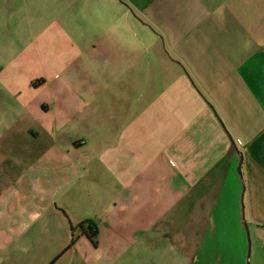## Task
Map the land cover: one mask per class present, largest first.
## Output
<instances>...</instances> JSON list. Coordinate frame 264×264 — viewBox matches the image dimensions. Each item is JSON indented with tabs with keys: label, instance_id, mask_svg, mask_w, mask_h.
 Masks as SVG:
<instances>
[{
	"label": "crops",
	"instance_id": "1",
	"mask_svg": "<svg viewBox=\"0 0 264 264\" xmlns=\"http://www.w3.org/2000/svg\"><path fill=\"white\" fill-rule=\"evenodd\" d=\"M55 1L50 26L0 25L18 35L0 42V264H38L28 242L65 247L80 222L98 242L75 231L84 263L149 264L155 243L156 264H264L258 13Z\"/></svg>",
	"mask_w": 264,
	"mask_h": 264
},
{
	"label": "rangeland",
	"instance_id": "2",
	"mask_svg": "<svg viewBox=\"0 0 264 264\" xmlns=\"http://www.w3.org/2000/svg\"><path fill=\"white\" fill-rule=\"evenodd\" d=\"M241 1L243 13L246 15L255 11L258 13L259 17L257 20L261 24L264 33V0ZM53 4L56 10L61 9L63 6L61 0H57L52 3V5ZM233 4L236 6V10H238L237 5L235 3ZM2 6H4V9L0 13V25L5 27H43L50 26L51 24L50 0H6L0 1V10ZM59 20H61V17L57 16L56 12L54 21L57 23ZM17 36L18 35L11 33H2L0 34V42L2 43L6 38L10 41L17 42ZM22 37H25V34H22ZM57 238L59 237H56V235L50 236L47 234H40L38 242H28V244L32 245V249L36 251L34 253H37L33 258V262H37L38 264H97L92 257H88L87 263H84L85 259H83V254L80 253L78 249L76 252H74L73 249L63 251L68 244L66 243L67 245L65 247H61L62 241ZM150 250L151 257L149 264H156V262H158L156 255L160 254V248H158L155 243H152V248L148 249V252ZM161 250L163 249L161 248ZM147 259H144L143 250L134 249L112 262L108 260V262H103V264H146ZM131 261H134V263Z\"/></svg>",
	"mask_w": 264,
	"mask_h": 264
},
{
	"label": "trees",
	"instance_id": "3",
	"mask_svg": "<svg viewBox=\"0 0 264 264\" xmlns=\"http://www.w3.org/2000/svg\"><path fill=\"white\" fill-rule=\"evenodd\" d=\"M41 80L33 83L34 85L38 82H40ZM71 236H70V242L68 244V246L64 249L67 250L68 248L72 247L73 244L75 243L76 240V235H75V231H78L79 234H83L85 235L91 242V244L96 247L98 242L96 239V232L95 229L93 227V225H90L86 222H80L79 224H77L76 226H71Z\"/></svg>",
	"mask_w": 264,
	"mask_h": 264
},
{
	"label": "water",
	"instance_id": "4",
	"mask_svg": "<svg viewBox=\"0 0 264 264\" xmlns=\"http://www.w3.org/2000/svg\"><path fill=\"white\" fill-rule=\"evenodd\" d=\"M232 144L234 145V142L231 140Z\"/></svg>",
	"mask_w": 264,
	"mask_h": 264
}]
</instances>
